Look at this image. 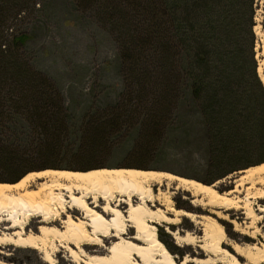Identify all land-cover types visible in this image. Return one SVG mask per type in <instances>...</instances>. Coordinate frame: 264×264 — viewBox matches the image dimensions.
Listing matches in <instances>:
<instances>
[{
    "label": "trees",
    "instance_id": "16d2710c",
    "mask_svg": "<svg viewBox=\"0 0 264 264\" xmlns=\"http://www.w3.org/2000/svg\"><path fill=\"white\" fill-rule=\"evenodd\" d=\"M75 1L80 8H95L116 27L121 69L130 88L138 84L134 90H145L150 83L159 90L157 108H147L148 118L161 120L189 92L206 125L209 169L216 180L264 162V84L257 74L253 31L256 0ZM140 17L147 18L133 25ZM27 40L19 35L9 48L0 42V167L21 160L28 146L38 153H62L77 138L82 146L93 143V150L100 137L138 110L88 113L72 130L74 118L57 84L22 61L19 48Z\"/></svg>",
    "mask_w": 264,
    "mask_h": 264
},
{
    "label": "rangeland",
    "instance_id": "374dc122",
    "mask_svg": "<svg viewBox=\"0 0 264 264\" xmlns=\"http://www.w3.org/2000/svg\"><path fill=\"white\" fill-rule=\"evenodd\" d=\"M255 10V58L258 63L257 74L262 81L258 70L261 67L264 76V0H256ZM147 17L133 19L132 24H138L139 20H146ZM117 34L116 27L98 15L95 8H80L75 0H0V42L9 48L12 45L10 41L15 37L28 36L27 43L19 48L22 61L46 73L57 84V89L64 97V104L74 118L72 130L79 129L81 125L78 123L88 113L107 112L109 108H116L115 110L125 115L132 106L138 109L131 114L130 121L122 119L120 127L112 134L100 137L95 150L91 149L93 143L82 146L77 138L72 142L68 141L62 153H38L33 150L35 148L28 146V153L24 150L21 160L0 167V183H15L28 172L46 168L76 171L100 167L165 170L204 184L218 183L217 189L222 192L236 190L232 196L238 201L239 208L223 210L229 219L219 218L218 221L224 225L229 242L263 247L264 213L258 209L264 205V174L242 181L240 173L261 163L242 167L216 180L215 173L209 169L206 125L195 100L186 91L179 100L171 98L176 101L170 106L171 111L163 116L165 119L148 118L152 114L148 113V109L157 105L159 90L152 88L150 83L146 84L145 90H134L137 83L133 89L130 88L131 82L127 83L121 69V48ZM155 120L160 124L158 130L152 129L156 124ZM39 184L40 181L28 188L35 189L33 186ZM175 187L176 184H171L169 188L175 208L197 215L217 217L209 210L193 205L192 195L187 191L176 190ZM166 189L167 185L164 183L162 186L155 185L154 190L158 193L159 190L165 192ZM155 206L162 207L157 202ZM248 209H252L254 215ZM70 212L74 216L80 215L74 209ZM169 216L174 217L171 214ZM38 220L40 218L30 221L34 234H38L35 226L45 225L35 223ZM50 225L59 228L60 222ZM6 226L7 222H1L0 230L4 233L14 231L5 230ZM169 227L178 229L182 235L188 231L197 237L202 235L199 226H195L188 218H181L177 225ZM158 228V238L169 243L170 247L162 241L173 255H177L178 261L186 255L208 257L200 247L177 246L167 230L160 226ZM103 241V247L93 245L85 248L91 253L105 252L113 239L104 238ZM222 245L236 254L229 244ZM56 256L57 264H74L64 248ZM0 258L13 264H46L40 252L13 245L0 247ZM240 260L247 262L245 257Z\"/></svg>",
    "mask_w": 264,
    "mask_h": 264
},
{
    "label": "bare ground",
    "instance_id": "6f19581e",
    "mask_svg": "<svg viewBox=\"0 0 264 264\" xmlns=\"http://www.w3.org/2000/svg\"><path fill=\"white\" fill-rule=\"evenodd\" d=\"M258 72L264 84L261 67ZM240 173L242 181L260 177L264 174V162ZM38 181L40 184L33 186L35 189L28 188ZM164 183L165 192L155 193V185ZM171 184H176V190L189 192L193 205L217 217L175 208ZM217 184L143 168L105 167L84 171L46 168L29 172L15 183H0V223L7 222L4 229L14 230L12 233L0 230V247L13 245L36 250L46 264H57L56 253L61 248L74 264H264V246L241 245L227 239L224 225L218 219L228 220L223 210L238 209L239 203L232 196L236 190L222 192ZM156 202L163 208L156 207ZM71 209L79 211L81 217H75ZM258 210L264 213V205ZM248 212L254 215L252 209ZM33 218H40L45 224L38 227V234L28 230ZM181 218L199 226L202 235L197 237L191 231L182 235L178 229L169 227L177 225ZM54 222H61L60 227L50 225ZM163 225L177 246L200 247L208 257L186 255L178 261L158 238V226ZM132 229L134 235L129 236ZM104 238L113 239L105 252L86 250L85 246H105ZM224 243L232 246L236 254L226 249ZM243 257L247 262L240 260ZM0 264L13 263L0 258Z\"/></svg>",
    "mask_w": 264,
    "mask_h": 264
},
{
    "label": "flooded vegetation",
    "instance_id": "af4514ba",
    "mask_svg": "<svg viewBox=\"0 0 264 264\" xmlns=\"http://www.w3.org/2000/svg\"><path fill=\"white\" fill-rule=\"evenodd\" d=\"M93 201L91 200L90 201V203H92ZM100 203H103V201H101ZM122 208H125V204H123V206H122ZM79 214V213H78ZM41 220H38L37 222H35V223H38V222H40ZM38 227L39 226H35V229H38ZM34 227H33V225L31 224V226L28 228V230H31V229H33ZM172 228H175V227H172ZM27 230V231H28ZM163 230H165L164 228H163ZM134 235V231L132 232V230H130V234H129V236H133ZM162 238V237H161ZM168 245H169V243H168Z\"/></svg>",
    "mask_w": 264,
    "mask_h": 264
},
{
    "label": "crops",
    "instance_id": "0c3cea01",
    "mask_svg": "<svg viewBox=\"0 0 264 264\" xmlns=\"http://www.w3.org/2000/svg\"><path fill=\"white\" fill-rule=\"evenodd\" d=\"M92 199H90V201H91Z\"/></svg>",
    "mask_w": 264,
    "mask_h": 264
}]
</instances>
